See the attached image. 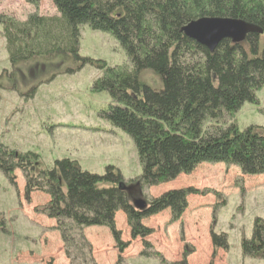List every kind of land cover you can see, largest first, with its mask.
Instances as JSON below:
<instances>
[{"label": "trees", "instance_id": "obj_1", "mask_svg": "<svg viewBox=\"0 0 264 264\" xmlns=\"http://www.w3.org/2000/svg\"><path fill=\"white\" fill-rule=\"evenodd\" d=\"M50 1L58 17L32 14L17 21L0 15L10 67L0 75V89L13 75L25 77L24 73L44 69L50 82L91 65L102 71L94 90L107 92L111 99L103 118L133 141L142 170L136 180L140 188L173 181L201 164L234 166L246 176L264 175V127L240 131L234 120L243 104H258L255 94L264 85V0ZM202 18L239 20L262 34H247L238 45L225 40L210 52L182 33ZM84 25L111 36L125 51L128 65L108 67L81 57L79 28ZM26 66L32 67L23 73L21 67ZM146 72L156 79L155 85L142 80ZM16 171L24 177L27 195L48 196L40 214L56 221L70 264H95L82 234L85 228L109 229L122 251L114 221L118 211L125 214L132 238H144L149 230L142 220L167 209L172 221L179 220L192 192L169 191L137 211L122 189L128 186L113 167L98 176L63 159L44 169L37 154L19 153L0 143V172L14 184ZM103 184L110 187L100 188ZM226 243L225 235L213 233L214 249L226 248ZM144 248L142 256L166 264L151 253L149 244ZM241 250L244 257L264 259V222L255 221L252 237L242 240Z\"/></svg>", "mask_w": 264, "mask_h": 264}, {"label": "rangeland", "instance_id": "obj_2", "mask_svg": "<svg viewBox=\"0 0 264 264\" xmlns=\"http://www.w3.org/2000/svg\"><path fill=\"white\" fill-rule=\"evenodd\" d=\"M32 14L58 17L50 0H0V15L25 21ZM79 33L81 57L102 61L108 67L128 65L125 51L111 36L86 25L79 28ZM31 67H21L22 72ZM9 69L0 35V75ZM37 73L3 80L1 144L19 153L37 154L44 169L63 159L75 161L82 171L98 176L113 167L126 185L133 187L128 192L132 203L135 199L149 202L169 191L192 190L179 220L172 221L169 209L142 220L141 225L149 230L144 238H132L125 214L118 211L114 221L124 244L122 251L109 229L85 228L82 234L95 264H161L157 258L141 255L144 243L166 264L183 260L186 264H264L260 256L247 258L241 250L242 240L252 237L255 221L264 222V175L246 176L234 166L201 164L173 181L140 188L136 180L142 170L133 141L102 116L111 105L107 92L93 88L102 71L85 65L74 74H60L50 82L49 72L43 69L41 75ZM142 80L156 84L149 72L142 75ZM255 96L257 105L245 103L234 115L240 131L250 126L264 127V85ZM14 175L12 184L0 172V264H70L55 229L56 221L40 214L48 196L39 192L27 195L22 173L16 171ZM213 233L225 235L226 248H213Z\"/></svg>", "mask_w": 264, "mask_h": 264}, {"label": "water", "instance_id": "obj_3", "mask_svg": "<svg viewBox=\"0 0 264 264\" xmlns=\"http://www.w3.org/2000/svg\"><path fill=\"white\" fill-rule=\"evenodd\" d=\"M182 33L186 38L213 52L225 40L238 45L245 41L247 34L261 35L262 31L235 19L202 18L186 25L182 29ZM122 189L129 192L133 190V187H123ZM132 205L137 211H143L147 206L146 202L141 199L133 200Z\"/></svg>", "mask_w": 264, "mask_h": 264}]
</instances>
